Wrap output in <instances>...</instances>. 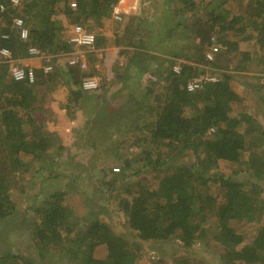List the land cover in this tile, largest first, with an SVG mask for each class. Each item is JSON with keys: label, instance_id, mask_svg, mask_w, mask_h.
<instances>
[{"label": "trees", "instance_id": "1", "mask_svg": "<svg viewBox=\"0 0 264 264\" xmlns=\"http://www.w3.org/2000/svg\"><path fill=\"white\" fill-rule=\"evenodd\" d=\"M118 1L21 0L20 7L13 8L10 0H0V5L7 7L0 13V19L5 24L0 35L8 36L7 39H0V47L9 48L15 58L28 57L30 47L55 57L72 52L74 47L69 43L71 35L68 38L65 36L62 21L56 19L61 15L72 27L81 25L89 30L87 24L90 21L98 23L108 19ZM72 2L76 3V9H72ZM229 2L235 4L239 13L225 7ZM217 4L214 5L212 0H174L170 15L157 18V31L152 37L155 42L151 46L139 42L141 39L137 40L141 36L136 29H130L133 21L128 19L123 25V53L134 49V59L137 57L146 67L158 59L153 53L158 52L155 44L168 47L167 50L164 48L165 54L171 56H181L178 51L190 47L186 56L189 64L181 65L179 74L173 69H165V92L149 109L140 107L142 102L138 101L135 93L122 108L98 92L103 91L100 90L101 85L95 91L85 92L82 82L92 75L76 67L57 70L53 64L55 71L45 74L41 69L45 77L38 75L40 70L36 73L43 84H52L60 76L67 78L69 93L63 100L67 111L82 109L91 102L94 104L86 126V140L93 150L108 139V133H93L101 132V126H120L123 136L131 134L130 131L140 132L139 136L131 135L133 144H129L136 146L137 151L131 156L125 155L122 172L105 183L110 189L121 183L123 195L115 198L131 234L134 233L142 243L177 240L186 248L204 242L211 234L230 251L228 259L232 264H264V223L249 238L236 231V225L244 218L254 222L261 220L264 213L258 196L251 197L244 182L236 179L245 172L255 179L264 176V126L248 110L241 108V99L231 88L230 77L226 74L216 82L205 84L201 91H186L190 80L203 77L204 70L199 67L219 68L222 56L230 52L239 54L242 42L255 38L256 43L264 48V0H220ZM15 17H21L29 30L26 42L20 40L13 26ZM214 37L222 51L212 63L207 61L206 53L215 46ZM242 59L249 60L250 54L243 52ZM1 71L3 80L8 71L7 65H0ZM157 76L161 78L160 74ZM36 84L10 80L1 87L0 226L5 224L2 229L4 234L1 230L0 236L8 237L6 233L21 228L27 212L32 211L34 219L30 238L38 250L55 243L75 264H136L140 257L139 247L131 246L124 236L116 235L92 211L87 210L81 215L73 212L75 206L67 200L68 187L74 186L71 179L66 190L54 191L43 198L39 206L32 205L40 198L39 194L30 198L26 196L25 185H22L23 190L16 187L19 181L15 179L16 174L22 176V171L31 165L24 157L33 156L34 162H42L47 158L45 155L53 142L44 129V123L39 121L38 113L45 110L34 92ZM258 88L264 90V84ZM150 94L152 91L148 90L144 97L150 98ZM136 110L144 111L146 115L139 112L137 115ZM130 117L134 126L132 124L129 129L125 122H132ZM64 149L59 143L57 155ZM191 155L195 161L181 163ZM51 160L55 162V156ZM136 162H142L137 170L132 169ZM220 162L236 168L233 176L210 173ZM47 164H42L37 171L43 173ZM57 169L53 176L57 174ZM88 170L96 169L91 165ZM130 170V175L125 173ZM142 172L152 173L154 181L150 185L149 179L143 175L136 180L133 178ZM99 173L104 179L108 176L104 169ZM28 200H32L31 205ZM90 203L86 205L83 201V206ZM211 208L216 221L208 228ZM100 245L105 246L107 254L105 258L97 259L94 252ZM19 252L7 251L0 255V264H32ZM174 264L205 263L191 259Z\"/></svg>", "mask_w": 264, "mask_h": 264}, {"label": "rangeland", "instance_id": "2", "mask_svg": "<svg viewBox=\"0 0 264 264\" xmlns=\"http://www.w3.org/2000/svg\"><path fill=\"white\" fill-rule=\"evenodd\" d=\"M212 1L214 2V5H219L217 3L220 0ZM173 6L174 0H119L118 3L115 4L111 16L107 20L103 19L98 23L90 21L89 24H87L89 30L95 37V45L91 49L80 50L84 52L87 63V68L83 73H91L92 75L94 69H98V71L100 70V73L103 76V82L101 80L103 91L100 94H102L108 101H111L112 103L117 104L118 107L122 108L123 105L129 101L128 98L123 99L126 95V93L124 94L123 86L128 82L126 76L128 71L130 69L133 71L132 66H134L133 64L135 62V50L132 49L129 50L130 53H123V25L127 24L126 22L128 19L129 22L133 21L130 25V29L132 31L136 29L141 36L140 38H137V40L141 39L139 42L151 46L155 42L152 37L153 33L157 31V18H159L160 15H170L169 11L173 9ZM225 7L234 13H239V10L236 9L233 2H229ZM116 14L121 17V20H115L114 16ZM56 20L62 21L64 34L68 38L72 34L73 25L69 24L66 17L61 15L59 16V19ZM4 25V22L0 19V34L2 33L1 31ZM71 27L72 29H70ZM178 35L179 34H177V36ZM173 38L176 39V35H174ZM213 41L215 42L214 45L218 47L219 50L213 61L207 60L212 63L222 51L217 43L216 37H214ZM256 41L257 40L254 38V40L242 42L239 54L236 52H230L225 57L222 56V59L219 61V68H212L210 66L199 68L204 70L201 74L203 77H211L217 80L220 79L223 74L228 75L230 77L229 83L231 84V88L241 99V108L248 110L251 115H253L264 126V90L258 88L264 84V48L258 45ZM157 45L158 46L155 44V47L158 49V52L153 53L155 55H161L151 64L153 79L150 80L152 86L150 87V90L152 91V94H150V98L144 97L145 99H143L140 94L137 95L138 101L142 102L140 107L143 110L153 107L156 98L161 97L162 93L165 92V78L167 73H164V70L173 69L175 66L180 68L181 65L189 64L186 56L189 55L190 47L185 51H178L181 56H171L165 54V49L167 50L168 47L165 48L164 45ZM117 47L120 48L118 55L116 57L112 54L109 55V52L114 51L113 48ZM74 51H77V49L72 50V52ZM72 52L55 57L45 55L41 51V55L43 56L41 57V60L45 63L48 62L52 65L55 64V66L58 65V68L60 67L63 69L68 55ZM243 52L250 54L249 60L245 61L242 59ZM128 64H131V68ZM4 65L6 64L3 63V66ZM222 67H225L226 69ZM159 70H161V78L157 76L159 75ZM63 73L66 72L63 71ZM1 74H3L2 71L0 72V76ZM123 78H126V80L123 81ZM128 78H131L129 81L134 84L137 81L138 88L142 86L143 89H146L145 94H147L149 83L146 84V82L143 84L145 78L142 77L140 80H136L135 76H129ZM66 79L67 78H64V76H60V78L53 83L56 86L65 85L68 83ZM0 82L1 91L3 84L10 82V80H7L6 78V73L4 74L3 80L0 77ZM67 90H58L57 94L53 92V98L56 97L59 99L62 96L64 99V94L67 93ZM103 96L100 97V100H102ZM41 97L43 98L41 100L39 99V104L43 106L45 111H40L38 116L40 118L39 121L44 123V129L53 141L51 149H49L45 155L47 158H44L40 163L34 162L33 156L24 157V160L30 162L31 165L22 171V176L16 174L15 177L16 180H19L18 183H16V187L19 190H23L21 189L22 185H25L27 197L32 198L33 195L39 194L40 198L32 205L39 206L43 201L42 199L54 191L62 189L66 190L71 179L74 186L69 185L67 200L74 204L75 207L72 209L73 212L81 215L87 213V210L92 211L95 215L99 216L103 222L107 223L116 235L124 236L131 246L135 245V247H139L140 257L136 264H174L180 260L188 261L191 259L203 261L205 264H232L231 260L228 259L230 251L225 248L220 241L213 238L211 234V237L205 239L204 242L197 243L191 248L184 247L183 244L177 240H171L167 243H142V241L136 238L134 233L131 234L132 232H130L129 228L126 226L125 215L119 210L117 206L118 200L115 198L116 196L121 197L123 195L121 183L119 182L117 186L115 185V187L113 186L111 189L109 186L105 185V183H108L113 175H118L122 172L123 161L125 160L124 156H131L137 151L136 146H129V144H133V138L131 135L134 132L130 131L131 134L128 133L123 136V128L121 129L120 126L117 128L112 126L110 128H104L101 126V132L93 133H96L97 135L100 133H108V139L104 141L98 149L93 150V148L89 146L90 143L86 140V135L88 134L86 128L88 124L87 121H81L80 119L74 121L73 124L70 122L65 124V122L60 121L52 122L51 119L53 118V113L50 109L51 106H53V103L46 101V95L39 96V98ZM61 100L62 99H59L61 103H64ZM146 105L148 108H146ZM46 108L48 110H46ZM138 108L139 107H136V109ZM84 109H86L87 112L92 111V108L87 107L86 105L83 107V110ZM72 110L74 111L75 109ZM72 110H69L68 113H71ZM87 112L83 114L84 118H87ZM110 112H112V110ZM138 112L139 110H136L137 115H139ZM139 113L141 115H146L144 111ZM71 115H73V113ZM130 119H132V122L130 120H126L127 122H125L129 129L132 127V124L134 126L133 118L130 117ZM134 135L139 136L140 132L135 131ZM59 143L64 146L65 149L57 155L56 149L58 148ZM52 156H55V162L51 160ZM188 161H195L194 156H189L181 163H187ZM45 163H48L47 168L44 169L43 173H39L37 169ZM141 164L142 162L134 163L132 169H139ZM91 165H94L96 170H88ZM56 169L57 174L53 176ZM101 169L108 172V176L105 179L102 178V175L99 173ZM235 169V167H232L229 164L220 162L214 169H211L210 173L225 177L233 176V171ZM131 170L128 172L125 171V173L129 174L132 172ZM150 174L152 173H137L133 178L135 179L136 177L143 175V177L149 179L150 182H148V185H150L151 182L154 181ZM134 179L131 181L133 182ZM139 179L141 178H138V180ZM236 179L244 182L245 189L246 191H249L251 197L254 198L255 195L258 196V199L261 204H263L264 208V176L255 179L250 177V173L245 172L241 176H237ZM102 181L103 184H101ZM28 201L29 205H31L32 200ZM83 201H85L86 205L91 202V205L85 207L83 206ZM69 202L68 204H70ZM24 203L25 200L22 201V205H24ZM213 211V208L209 211L208 228L216 221ZM26 216L25 222L21 225V228H17V230L15 229L8 234L6 233L5 236L8 237L0 236V255L6 254L7 251H20L19 253L22 252L24 254L22 256L28 261H31L32 264H75L69 261L65 256L63 249L60 248V246L58 247L55 243H49L41 247L39 251L30 238V231L33 229L31 223L34 219L32 211H28ZM263 223L264 213L261 216V220H256L254 222L248 221L244 218L236 225V231L249 238L256 234V231ZM3 226H0V231L3 229ZM1 232L3 235L4 231L2 230ZM106 254V248L103 245L97 247L94 252V256L97 259L105 258ZM233 264L243 263L234 262Z\"/></svg>", "mask_w": 264, "mask_h": 264}, {"label": "built area", "instance_id": "3", "mask_svg": "<svg viewBox=\"0 0 264 264\" xmlns=\"http://www.w3.org/2000/svg\"><path fill=\"white\" fill-rule=\"evenodd\" d=\"M21 0H10V6L13 8L20 7ZM72 9H76V3H71ZM5 5H0V13L6 10ZM115 20H121L119 15L114 16ZM13 26L17 29L20 40L26 42L29 39V30L25 26V22L21 17H15L13 19ZM7 35H0V39H7ZM69 43L77 49L68 55L67 65L68 67H76L82 71L86 70L87 63L85 60L84 52L80 50L91 49L95 45V37L92 32L87 28L76 25L73 27ZM218 47H211L209 52L206 54V59L213 61L216 53L218 52ZM28 57H43L41 51L36 47L28 48ZM0 59L4 64L8 66V76L9 79L14 83H26L28 85H33L36 82V73L34 68L21 65L19 59L14 57L13 52L9 48L0 47ZM45 74L52 72L53 65L47 63L42 68ZM174 72L179 74L180 68L175 66L173 68ZM101 80L99 77H88L85 78L82 82V89L85 92H92L97 90L100 87ZM216 82L215 78L211 77H199L190 80L186 85V91L189 93H195L201 91L205 84ZM0 100H1V91H0Z\"/></svg>", "mask_w": 264, "mask_h": 264}, {"label": "crops", "instance_id": "4", "mask_svg": "<svg viewBox=\"0 0 264 264\" xmlns=\"http://www.w3.org/2000/svg\"><path fill=\"white\" fill-rule=\"evenodd\" d=\"M113 50L114 51H110L109 52V55L110 54H112V55H114L115 57L118 55V51L120 50V48H113ZM98 51V50H97ZM103 51H104V49H103ZM94 52H96V51H94ZM106 52V51H105ZM107 54H108V52H107ZM158 57H160V55L161 54H156ZM67 60V59H66ZM160 60V59H159ZM19 62H21V65H25V66H29V67H32V68H34V70H35V73L38 71V70H40V74H38V75H40L41 77H45V76H43L41 73V69L44 67V65L45 64H47V63H45V62H43L42 60H41V58H39V57H34V58H32V57H26V58H22V59H19ZM43 62V63H42ZM0 65L1 66H3V62H2V60L0 59ZM134 66H132V68H133V71H131V69L128 71V74L126 75L127 76V84H125L124 86H123V90H124V94L126 93V95L123 97V99H126V98H130L131 97V95H133L134 93L136 94V95H138V94H140L141 95V97H144L145 96V91H146V89L144 88L143 89V87L142 86H140L139 88H138V85H137V81H136V83L134 84V83H132V82H130L129 80H131V78H128L129 76H135V79L136 80H140L142 77L143 78H145V80L143 81V84L144 83H146V84H148L149 83V88H148V90H150L151 88L150 87H152L151 86V84H150V80H152L153 78H152V76H153V74L151 73V67L152 66H150V65H148V67H146L145 65H143V63H141V61H138L136 58H135V62H134V64H133ZM55 66V65H54ZM58 65H56L55 67H57ZM65 66H67L68 67V65H67V62L65 63ZM64 66V67H65ZM128 66H130V68H131V64H128ZM127 66V67H128ZM8 67V66H7ZM58 68V67H57ZM56 68V69H57ZM60 68V67H59ZM57 69V70H60V69ZM64 69V68H63ZM127 69V68H126ZM53 71H55V69L53 70ZM153 71V70H152ZM165 71V70H164ZM97 72V73H96ZM159 74H161V71H160V73ZM36 75H37V73H36ZM37 75V81H36V86H35V88H34V92L37 94V99L39 100H41L43 97H41V98H39V96H44V95H46V97H45V99H46V101H48V102H50V103H53V106H51V112L53 113V118L51 119L52 120V122H65V124H67V123H72L73 124V122L74 121H76V120H80L81 119V121L82 120H85V121H88V118L90 117V111H89V113L87 112V110L86 109H84L83 110V108L81 109V108H78V109H75L74 111L72 110V112L71 113H68V111H67V109L63 106V103H61L60 101H59V99H62L61 101H63V100H65L67 97H68V90H67V88H66V84L65 85H54V83H52V84H49V83H46V84H43L42 83V81H41V78L39 77ZM91 77H99L100 78V80H102V82H103V76H102V74L100 73V70L98 71V69H94V71H93V73H92V76ZM6 78H7V80H10L9 79V76H8V71L6 72ZM64 78H65V76H64ZM67 80V79H66ZM126 80V78H123V81H125ZM102 82H101V84H102ZM100 84V85H101ZM147 86V85H146ZM57 87V88H56ZM101 87V86H100ZM55 89V90H54ZM102 88H100V90H101ZM54 90V91H53ZM58 90H67V93H65L64 94V99H63V97L61 96L59 99H57L56 97L55 98H53L54 97V93L53 92H55V94H57V91ZM147 90V91H148ZM129 91V92H128ZM98 92H100V93H102V91H98ZM144 93V94H143ZM65 105V104H64ZM87 107H91L92 108V110H93V108H94V104L91 102V103H88V105H87ZM46 110H48L47 108H46ZM85 112H87V118H84V113ZM49 113H50V111H49ZM73 113V115H71Z\"/></svg>", "mask_w": 264, "mask_h": 264}]
</instances>
